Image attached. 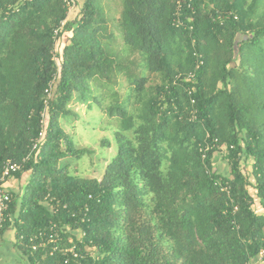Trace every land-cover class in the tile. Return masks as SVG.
<instances>
[{
	"label": "trees",
	"instance_id": "trees-1",
	"mask_svg": "<svg viewBox=\"0 0 264 264\" xmlns=\"http://www.w3.org/2000/svg\"><path fill=\"white\" fill-rule=\"evenodd\" d=\"M74 15L0 0V176L19 166L0 182V248L11 233L22 264H264V0H76ZM75 105L114 149L99 179L68 171L91 152L65 130ZM206 134L233 147L228 175L202 159Z\"/></svg>",
	"mask_w": 264,
	"mask_h": 264
},
{
	"label": "rangeland",
	"instance_id": "rangeland-1",
	"mask_svg": "<svg viewBox=\"0 0 264 264\" xmlns=\"http://www.w3.org/2000/svg\"><path fill=\"white\" fill-rule=\"evenodd\" d=\"M241 39L242 37L239 36L238 40ZM63 43L64 42L60 43L58 49L62 48L64 45ZM150 80L155 82V75L151 76ZM74 108L78 111L80 117L77 120H69V124L65 125V130L72 137L76 148H84L91 152L81 159H69L68 171L78 177L99 179L108 158L114 154V149L112 147L107 149L100 145L104 133L98 130L97 124H94V127L93 125L85 126L87 122H90L91 119L96 116L95 111L87 112L85 107L78 105H75ZM97 121L99 122L98 116ZM213 163L221 173L228 175L229 168L223 160V154H216ZM23 178L25 179L26 175ZM8 185L12 186L13 189L16 190L19 184L17 181L11 179ZM254 264H262L260 258H258Z\"/></svg>",
	"mask_w": 264,
	"mask_h": 264
},
{
	"label": "built area",
	"instance_id": "built-area-1",
	"mask_svg": "<svg viewBox=\"0 0 264 264\" xmlns=\"http://www.w3.org/2000/svg\"><path fill=\"white\" fill-rule=\"evenodd\" d=\"M64 3L67 7V14L73 12L76 9V0H64ZM63 26V23L55 30V35L58 34L59 30H61ZM58 47V44L56 45ZM56 61V58H54ZM201 65V62H197L196 69ZM52 84H50L49 88L46 90L47 98H51V90H52ZM191 103H193V100H191ZM210 135H205V142L204 146L200 148L202 159L205 158L206 153L209 151L214 152L213 157L215 158L216 154H223V156L228 152V149L232 150V146H229L228 148L225 145H219L218 139L214 138L209 143ZM17 170H19V166L12 162H6L3 165L2 173L0 176V182L3 183L8 179L13 173H15ZM222 191H227V188H222ZM10 200V196L3 184H0V232L2 230L3 222H4V213L7 210V203ZM236 210V208H234ZM56 230L51 229L50 231V240L54 243L56 241ZM68 252L72 254L73 258L77 257V254L73 251V249H69Z\"/></svg>",
	"mask_w": 264,
	"mask_h": 264
},
{
	"label": "crops",
	"instance_id": "crops-1",
	"mask_svg": "<svg viewBox=\"0 0 264 264\" xmlns=\"http://www.w3.org/2000/svg\"><path fill=\"white\" fill-rule=\"evenodd\" d=\"M82 1L77 0L78 4H81ZM74 11L69 13L70 15L68 14L69 18L75 16ZM0 255L2 256H0V264H22L19 254L13 247V234L7 233L4 235V245L0 248Z\"/></svg>",
	"mask_w": 264,
	"mask_h": 264
}]
</instances>
